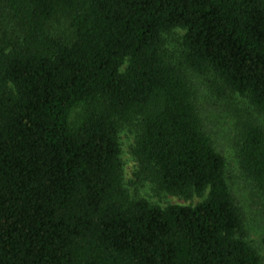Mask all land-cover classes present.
I'll use <instances>...</instances> for the list:
<instances>
[{"label": "trees", "instance_id": "obj_1", "mask_svg": "<svg viewBox=\"0 0 264 264\" xmlns=\"http://www.w3.org/2000/svg\"><path fill=\"white\" fill-rule=\"evenodd\" d=\"M207 74L264 118V0H0V264H264L202 115ZM135 120L137 176L199 203L131 198L120 133ZM241 131L264 194V124Z\"/></svg>", "mask_w": 264, "mask_h": 264}, {"label": "rangeland", "instance_id": "obj_2", "mask_svg": "<svg viewBox=\"0 0 264 264\" xmlns=\"http://www.w3.org/2000/svg\"><path fill=\"white\" fill-rule=\"evenodd\" d=\"M6 30L10 31L4 28L3 32L5 33ZM52 30L66 40L73 36L69 22L63 18L53 23ZM184 35L185 30L181 28L165 35V45L171 52L172 61L178 65L184 63ZM194 87L200 93L199 103L204 108L202 109L204 120L215 125L217 146L227 158L230 182L244 208L246 230L250 239L261 248L264 257V194L260 193L243 173L234 141L242 136L243 123L259 120L264 124V118L248 99L226 88L223 82L213 74L196 77ZM140 134V120L124 124L120 133L125 185L131 198L133 200L146 199L163 208L173 204L194 205L199 203L201 199L198 197L187 200L161 189L150 178L140 179L137 176L138 162L133 155V148Z\"/></svg>", "mask_w": 264, "mask_h": 264}]
</instances>
